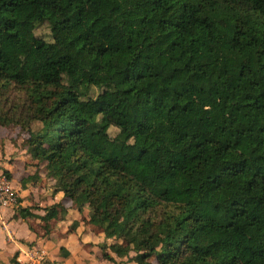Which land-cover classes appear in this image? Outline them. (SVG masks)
<instances>
[{
	"label": "trees",
	"instance_id": "1",
	"mask_svg": "<svg viewBox=\"0 0 264 264\" xmlns=\"http://www.w3.org/2000/svg\"><path fill=\"white\" fill-rule=\"evenodd\" d=\"M0 125L105 260L264 264V0H0Z\"/></svg>",
	"mask_w": 264,
	"mask_h": 264
},
{
	"label": "crops",
	"instance_id": "2",
	"mask_svg": "<svg viewBox=\"0 0 264 264\" xmlns=\"http://www.w3.org/2000/svg\"><path fill=\"white\" fill-rule=\"evenodd\" d=\"M26 137L19 128L0 125V183L7 178L20 199L15 206H0V264H13L15 256L20 264H113L102 257L100 248L101 243L112 240L92 231L86 210L81 212L63 192L53 193L55 181L46 176L44 164L29 153ZM57 204L66 213L49 221L47 233L40 219L14 217L20 206L45 215L46 207ZM111 254L118 263L137 264L128 256Z\"/></svg>",
	"mask_w": 264,
	"mask_h": 264
},
{
	"label": "built area",
	"instance_id": "3",
	"mask_svg": "<svg viewBox=\"0 0 264 264\" xmlns=\"http://www.w3.org/2000/svg\"><path fill=\"white\" fill-rule=\"evenodd\" d=\"M19 202V195L4 177L0 183V206H15Z\"/></svg>",
	"mask_w": 264,
	"mask_h": 264
},
{
	"label": "rangeland",
	"instance_id": "4",
	"mask_svg": "<svg viewBox=\"0 0 264 264\" xmlns=\"http://www.w3.org/2000/svg\"><path fill=\"white\" fill-rule=\"evenodd\" d=\"M50 27H49V25L46 23V24H44V25H42V26H40L38 29H37V31H36V34L38 35V36H42V37H44V38H46V39H49L50 38ZM98 89L97 88H95V89H93L92 90V95H97V93H98ZM116 133V128H112L111 129V134L112 135H114ZM131 255H134V253H131L130 254V256H129V258L131 259ZM155 257H152V258H150L149 259V261H147V262H137V264H155Z\"/></svg>",
	"mask_w": 264,
	"mask_h": 264
}]
</instances>
